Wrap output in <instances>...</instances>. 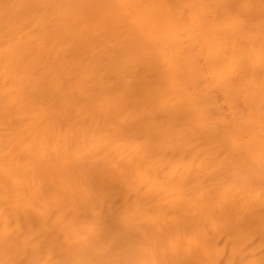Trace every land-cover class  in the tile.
<instances>
[{"label":"bare ground","instance_id":"bare-ground-1","mask_svg":"<svg viewBox=\"0 0 264 264\" xmlns=\"http://www.w3.org/2000/svg\"><path fill=\"white\" fill-rule=\"evenodd\" d=\"M0 264H264V0H0Z\"/></svg>","mask_w":264,"mask_h":264}]
</instances>
